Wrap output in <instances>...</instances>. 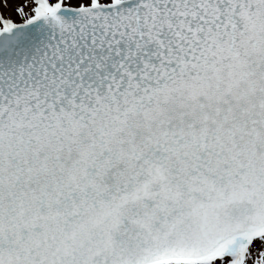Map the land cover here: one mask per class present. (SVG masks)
Listing matches in <instances>:
<instances>
[{
    "label": "snow or ice",
    "instance_id": "obj_1",
    "mask_svg": "<svg viewBox=\"0 0 264 264\" xmlns=\"http://www.w3.org/2000/svg\"><path fill=\"white\" fill-rule=\"evenodd\" d=\"M0 264H264V0H0Z\"/></svg>",
    "mask_w": 264,
    "mask_h": 264
}]
</instances>
